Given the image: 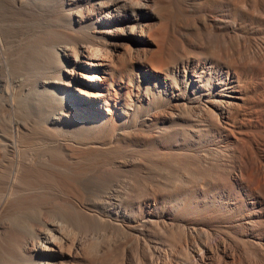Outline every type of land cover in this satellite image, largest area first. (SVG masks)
Here are the masks:
<instances>
[{"label": "rangeland", "instance_id": "374dc122", "mask_svg": "<svg viewBox=\"0 0 264 264\" xmlns=\"http://www.w3.org/2000/svg\"><path fill=\"white\" fill-rule=\"evenodd\" d=\"M159 2L161 1L152 8L156 12L160 6ZM162 2H171L174 10L169 14L165 13L156 23L158 33L151 34L152 38L150 36L154 41L152 50L149 51L152 56H148L145 60L142 55H136L134 52L133 58L128 59L134 61L128 63L125 59L127 64L124 63L123 67L126 69L123 75L133 81L134 90L139 88L138 81L144 77L143 67L135 63L138 58H144L141 59L142 64L148 67L151 65L154 69L158 68L159 73L162 70L163 73L160 74L167 80L164 87L165 84L159 76L150 75L148 91L152 101L155 102L151 110L153 117L148 126L139 129L144 144L127 149L133 158V164L126 168H115L112 161L122 160L124 150L113 144L112 146L100 144L98 148L85 145L87 150L94 148L97 151L87 152L84 158L73 160L72 163L53 152L47 140L48 136L53 135L41 124L35 125L24 135L7 128L9 132L8 130L6 132L12 136L9 137L17 144L18 150H14V145L13 148L6 150L4 144L0 142V203L6 199L8 201L4 202L6 207L0 216V223L5 222L4 229L0 228V256L4 257L3 259L1 256L0 264L5 263L8 247L23 244L27 227L29 229L36 227L43 217L55 220L56 216L57 219L63 218L62 216L68 217L67 223L69 222L70 227L68 229L64 227L66 230L69 231L70 228L73 232H84L91 228L90 217L94 215L92 217L103 228L98 239L101 242H97V244L100 242V246L95 242L93 248L97 251L92 249L93 251L89 252L93 264H227L230 258L225 256L224 250L232 251L233 248L237 253L236 258L241 254L240 251L243 252L244 243L240 235L242 228L238 220L246 210L247 198L238 188L233 191L230 189L227 168L229 169L234 151L240 149L242 152L246 146L248 148L251 146L249 149L246 147L245 152L248 154L244 156L250 157H247L250 159L248 164L252 166L248 165V169L252 175L243 171V179L245 178L246 184L251 189L256 187L258 177L254 173L260 166L259 154L263 139L259 132L257 115L264 101V0H226L225 5L222 0H163ZM241 10L246 16L240 15ZM206 15L211 16L213 20L225 21L235 28L229 32L219 30L211 22H204ZM243 26L254 27L256 33L244 34L241 30ZM121 50L116 52V58H119ZM180 52L185 55V60L190 58L191 62H195L198 81L190 80L193 71L186 67L185 60L183 64L179 61ZM220 52H227V57L224 56L221 63L218 61ZM205 61H208V66L204 64ZM176 66H179L178 75L176 72H171ZM228 74L230 80L227 81ZM220 90L231 92L236 97L232 100L235 105L227 107L230 111L229 120L221 122L222 125L216 117L217 112L214 114L215 110H213L214 119L212 118L211 121L213 124L205 119L203 122H197L201 118L194 116L202 112L201 117L205 116L202 104L218 101ZM209 104L207 103V106ZM191 130H195L197 136L192 137ZM246 134H250V146L246 143ZM192 143L195 144L193 148L189 147ZM175 144L182 145L175 146ZM26 147L33 149L34 152L37 150L45 153L49 157L41 156V158L37 157V160L32 158L26 160ZM18 155H20L19 159ZM246 157L243 158L245 161ZM12 169L14 171L17 169L15 177H12ZM115 175H122L124 179L120 189L121 196L108 203L120 205L130 214L131 218L125 223L101 216V219L97 218L93 209L82 204V191L76 184V181L84 179L91 181L89 184L96 188L93 195L96 199H101L109 184L107 182ZM231 203L232 208L229 207ZM66 209L68 212L64 214ZM182 212H186L189 218L199 217L203 224L206 222V226H202L204 232L193 235L186 232L185 223L180 222L183 219L180 216ZM148 213H153L156 217L146 223ZM169 214L171 216H167ZM73 216L76 219H73ZM77 224L79 226H75ZM24 225L26 228H23ZM84 226L88 228L83 231ZM105 232H107L106 236ZM107 235L113 240L107 239ZM204 245L210 247L212 255L215 256L214 259L211 255L212 258L205 260L208 262L202 261L195 252ZM245 250L248 251L247 246Z\"/></svg>", "mask_w": 264, "mask_h": 264}, {"label": "bare ground", "instance_id": "6f19581e", "mask_svg": "<svg viewBox=\"0 0 264 264\" xmlns=\"http://www.w3.org/2000/svg\"><path fill=\"white\" fill-rule=\"evenodd\" d=\"M158 1L161 2H159L160 6L156 12L152 8L158 4ZM162 1L0 0V142L4 144L3 147L7 150V148H13L14 145V150H18L17 144L10 138L12 136L8 134V127L16 133L18 132L24 135L31 128H34L35 125L41 124L46 130H50L51 135H53L47 137L53 152L63 156L69 162L84 158L87 152H96L97 150H94V148H98L100 144H104V146L106 144L112 146L113 144L124 150L122 152V160L112 161L115 168H126L133 164V158L127 149L131 146H141L144 144L141 141L139 129L148 126V123L152 121L151 119L153 117L151 110L155 106V102L152 101L148 91V85L151 79L150 75L159 76L163 84H165L164 87L167 84L166 78H163L164 76L160 74L161 72L163 73L162 70L159 73L158 68L154 69L151 65L148 67L142 64L144 58L146 60L148 56H152L149 53L154 44V41L151 39V34L155 35V33H158L156 23H158L159 18L163 17L165 13L169 14L174 10V5L171 2L164 3ZM224 1L226 0H222L223 5L227 4ZM245 5L242 7L244 8ZM240 15L246 16V13L241 10ZM194 20L197 21L196 17H194ZM204 22H211L215 28L228 32L235 28L225 21L213 20L209 15L205 16ZM241 30L246 35H254L256 33L254 27L243 26ZM119 49H122V55L120 54L119 56L118 54L119 58L117 57V59L115 55ZM134 52H136V55L140 54L144 57L138 58L136 60L137 62H135L137 65L143 67L142 73L144 74V77L138 81L140 86L137 90H134L132 86L133 81L123 75V72L126 70L123 68L125 66V59H127L128 63L131 62L132 60H129ZM218 54V61L221 63L222 58L224 56L227 57V52H220ZM184 60L185 55H182L180 52L179 61L183 64ZM185 61L187 62L186 67L193 71L190 80L193 82L198 81L199 75L195 71V62H191L190 58ZM204 64L206 66L209 65L208 61H205ZM171 72H176L178 75L179 66H176ZM228 80H230L229 74L227 75ZM228 93L227 91L220 90L218 93V101L214 100L209 102L207 100V103H210L208 106L207 103L205 105L202 104L204 106L202 110L205 116L201 117L203 112L194 116L198 119L201 118L197 122H203L204 119L207 122H211L213 110H215L214 114L217 112V116H215L218 122L221 123L229 120L230 111L227 107L235 105L232 100L236 99V97L234 94ZM257 121L259 124V132L263 136V139L259 154L260 166L254 173L258 177L256 187L251 189L246 184L245 178L243 179V171L245 173L249 172L248 160L250 161V159H247L249 155L247 157L244 156V154H248L245 152L247 146L242 152L240 149L234 151L232 160L229 162V169L227 168L229 170L227 181L230 189L233 191L235 188H238V190L245 193L247 198L245 201L246 210L242 212L240 220H238L242 228L240 235L244 243L243 252L237 250L241 254L236 258L237 253L233 251L234 249L232 247V251L224 250L225 256L230 258L227 264H264V101L261 106V111L257 115ZM194 125L196 127L195 123ZM190 133L192 137L197 136L195 130H191ZM245 137L246 143L250 146V134H246ZM85 145L94 148H91L93 150H87ZM180 145L182 144H175V146ZM194 146L195 144L192 143L189 147L193 148ZM29 147L25 148L27 152L25 156L26 160L31 158L37 160L41 156L49 157L45 153L37 150L34 152ZM43 149L45 148L43 147ZM18 156L17 158L19 159L20 155ZM244 157H246V161L243 159ZM16 161L18 163V160ZM42 161L44 162V160ZM250 165L252 166V164ZM22 167L24 168L25 166L22 164ZM18 169L20 170V168ZM16 171L12 169V177L16 175ZM251 173L249 172L247 174L250 175ZM84 180L76 181V184L82 191V204L93 209L94 213L97 214V218L101 216L107 219L121 220L123 223L131 218L130 214L120 205L108 203L121 196L120 189H122L121 185L124 183L122 175L111 177L109 182H107L109 183L107 184L108 186L106 188L104 187L105 195H100L102 196L101 199H96L95 195H93V191H96V188L89 184L91 181ZM8 183L10 184V182ZM13 184L11 185L13 186ZM4 202L0 203V216L6 207H4L6 205ZM230 206L232 208V203ZM67 212L68 210L64 214ZM180 214L183 217L180 222L185 223L184 229H186V232L191 233V235L204 232V227L202 226H206V222L203 224L198 219L199 217L196 216H190L189 218L186 212ZM92 216L90 217L91 230L84 231L87 226L89 227L87 225L83 227L84 232H73L70 228L69 231L66 230L65 228L68 229L70 227L69 222L67 223L68 217L64 218L62 216L63 218H60L62 220L57 219L56 217L58 216L55 217V220H51V218L48 220L49 217L48 219L43 217L41 221L37 219L39 224L36 227L33 226L30 229L27 227L28 230H24L25 239L21 246L16 247L14 245L15 247L11 246L6 249L8 256L3 264H93L94 262L92 263L89 252L90 250H95L93 248L95 242L96 244L98 241L101 242L98 239L103 227ZM167 216H171V214ZM154 217L156 216L153 213H148V219L145 222H151V219ZM73 219L76 218L74 217ZM102 222L104 224V221ZM4 223H0V228L4 227ZM19 225L21 226V224ZM30 225L33 224L30 223ZM75 226H79V224ZM23 228H26L25 225ZM102 233L104 232L102 231ZM106 234L107 232H105V236ZM108 236L107 239L110 238ZM245 245L248 251L245 250ZM211 250L210 247L204 245L201 249L199 248L198 250L197 248L194 251L202 261H205L212 257L214 259L215 256L212 255ZM1 256L0 259L3 257Z\"/></svg>", "mask_w": 264, "mask_h": 264}]
</instances>
